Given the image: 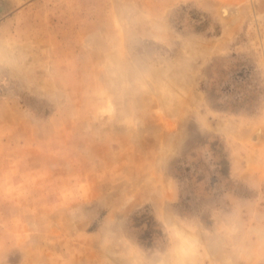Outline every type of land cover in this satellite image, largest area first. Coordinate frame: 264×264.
Wrapping results in <instances>:
<instances>
[{
	"label": "rangeland",
	"instance_id": "1",
	"mask_svg": "<svg viewBox=\"0 0 264 264\" xmlns=\"http://www.w3.org/2000/svg\"><path fill=\"white\" fill-rule=\"evenodd\" d=\"M0 264H264V0H0Z\"/></svg>",
	"mask_w": 264,
	"mask_h": 264
},
{
	"label": "clouds",
	"instance_id": "2",
	"mask_svg": "<svg viewBox=\"0 0 264 264\" xmlns=\"http://www.w3.org/2000/svg\"><path fill=\"white\" fill-rule=\"evenodd\" d=\"M120 73L121 70L119 68H113L111 70V76L117 85L119 84L120 81ZM184 227L185 225L183 224V222L180 221L169 226V231L174 237V239L177 241L178 248H183L188 242V238L186 237L183 231Z\"/></svg>",
	"mask_w": 264,
	"mask_h": 264
}]
</instances>
